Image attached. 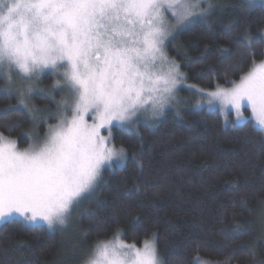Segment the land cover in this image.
Listing matches in <instances>:
<instances>
[{"label":"trees","instance_id":"1","mask_svg":"<svg viewBox=\"0 0 264 264\" xmlns=\"http://www.w3.org/2000/svg\"><path fill=\"white\" fill-rule=\"evenodd\" d=\"M225 1L170 48L188 80L206 89L232 85L264 59V3ZM20 99L0 73V134L26 148L30 132L47 126ZM236 124L232 111L188 104L154 126H114L113 143L124 147L126 161L106 168L82 214L86 240L94 244L119 229L134 245L155 239L160 264H193L197 255L264 264L263 227L248 226L264 206V132L251 117ZM60 249L61 236L46 225L14 217L0 226V264H53Z\"/></svg>","mask_w":264,"mask_h":264},{"label":"snow or ice","instance_id":"2","mask_svg":"<svg viewBox=\"0 0 264 264\" xmlns=\"http://www.w3.org/2000/svg\"><path fill=\"white\" fill-rule=\"evenodd\" d=\"M200 2L0 0V68L6 61L9 69L15 66L31 76L66 62L65 83L75 96L71 116L61 115L58 124L49 126L42 144L17 151L15 141L0 134V222L19 216L29 224L40 220L49 227L65 225L72 206L91 190L102 166L124 158L123 146H109L113 121L123 126L149 101L153 117L178 102L175 92L186 76L163 50L175 25H165L162 9H171L180 24L195 14ZM206 13L200 9V14ZM228 83L233 86L217 84L211 92L188 87L230 105L236 126L247 120L241 109L248 106L254 126L264 132V61L253 60L239 83ZM31 90V85L20 90L21 104ZM89 113L92 124L85 119ZM105 128L107 137L100 134ZM119 236L117 229L113 240L98 241L94 258L83 264H160L154 240H145L140 249L124 244ZM125 248L130 251L123 252ZM193 264L220 262L197 255Z\"/></svg>","mask_w":264,"mask_h":264},{"label":"rangeland","instance_id":"3","mask_svg":"<svg viewBox=\"0 0 264 264\" xmlns=\"http://www.w3.org/2000/svg\"><path fill=\"white\" fill-rule=\"evenodd\" d=\"M190 2L194 3L195 0H190ZM209 2L212 5L210 9L208 7ZM225 2H226L225 0H201L199 8L194 10L195 14L192 17H190L188 20L180 24L176 23L177 18L172 14L171 9H167V8L162 9L163 20L165 25L169 27L175 25V27L172 28L170 35L165 39L163 45V50L170 60H175L179 64V62L175 59V57L172 56V54L170 53L171 46L177 44V38L179 33L182 30L189 27L198 19L199 20L208 19L216 9L218 8L224 9L226 7ZM251 2L264 3V0H242L241 3L245 5ZM200 9H206L207 13L203 15L200 14ZM263 34H264V30H263ZM261 61H264V59ZM66 66H67L66 62H58L57 67L54 68L51 65H49L45 67L42 71H40L38 74H33L31 76H24L19 72V70L15 66L9 69L7 67L6 61L4 67L0 68V73L5 74V76L8 79L9 89L17 93L19 97H20L19 94L20 90H23L28 85H31L32 90L25 97V104L23 105L24 106L27 105V107L32 109L31 111L34 113V115L39 114L41 117L40 119L46 121L45 123L47 128L44 130L43 134L38 133L34 129L32 132H30L31 133L29 135L30 137L29 141L31 142L30 145L42 144L47 137L49 126L58 124L61 115H67L70 117L72 114L69 109L71 107H74L75 96L72 92L69 91L70 86L65 83V77L63 73ZM180 71L185 74L186 79L176 89L175 95L178 102L169 103L168 105L165 106L163 112L159 116L153 117L151 115V102L149 101L147 104L143 105L142 107H138L136 111V115L133 117L132 121L123 122V126H121L119 122L113 121V124L110 126L112 137H113L114 126H120L129 130H135L141 124L154 126L165 117L167 111H169L170 109L180 110L183 106L188 104H191L195 108H204L206 106L210 108L219 107L224 113H228L232 111L234 112V118L235 121L237 122L235 111L234 109H232L230 105L226 106L220 100L210 98L206 95H202L197 91H195L193 88H190L188 86H195V88L203 89L206 92L215 91L216 88L215 89L202 88L188 80L187 74L182 70L181 66H180ZM57 81H59L60 83L57 84ZM239 81H237V83H239ZM232 86L233 85L221 86V87L231 88ZM38 100L40 101L44 100V103L43 104L41 103L40 105V102ZM241 111L243 116L246 117L247 120L250 117L253 118L250 108L248 106H243ZM85 119L88 124H92L94 122L91 113H89V115L86 116ZM100 134L102 136L107 137L108 136L107 128L102 129ZM112 137L109 146L114 145L116 148H119L113 143ZM8 140L14 141L13 139H8ZM15 146L17 151H23L29 147L28 146L26 148H19L16 142H15ZM125 161H126V152L123 159L113 158L111 162H106L102 166L100 170V175L96 180L94 186L91 188V190L84 193L79 198L78 202L74 203V205L72 206L70 215H68L67 223L65 225L54 224L53 226L49 227L47 225V222L40 220L30 223L32 225L35 224L46 225L50 229L57 231L61 236V249L59 251L60 254L53 264H74V263L83 264L84 260L94 258V248L98 241L93 244V243H89L86 240V238L83 235V228H82L83 224L80 219L82 214L87 211V208L89 207L92 199L98 195L99 187L105 177L106 168L113 167L115 165H121ZM17 217L22 218L19 216ZM3 222H0V226L2 225ZM259 222L263 227V234H264V206L256 209V214L253 219L248 221V226H252L253 228H255V226L259 224ZM114 238L115 236L101 241H109V240H113ZM119 239L121 242H123L126 245H132V243H129L122 238L121 232ZM153 240L155 242V239H150L149 241H153ZM135 246L137 248L143 249V245H135ZM155 248H156V242H155ZM122 251L128 252L130 250L125 248ZM156 254H157V248H156Z\"/></svg>","mask_w":264,"mask_h":264},{"label":"crops","instance_id":"4","mask_svg":"<svg viewBox=\"0 0 264 264\" xmlns=\"http://www.w3.org/2000/svg\"><path fill=\"white\" fill-rule=\"evenodd\" d=\"M160 261V260H159Z\"/></svg>","mask_w":264,"mask_h":264}]
</instances>
